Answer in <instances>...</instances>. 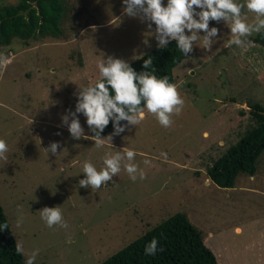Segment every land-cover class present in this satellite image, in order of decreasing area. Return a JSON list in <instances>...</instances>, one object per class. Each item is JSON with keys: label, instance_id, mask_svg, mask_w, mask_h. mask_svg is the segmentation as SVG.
Segmentation results:
<instances>
[{"label": "rangeland", "instance_id": "obj_1", "mask_svg": "<svg viewBox=\"0 0 264 264\" xmlns=\"http://www.w3.org/2000/svg\"><path fill=\"white\" fill-rule=\"evenodd\" d=\"M63 4L56 36L37 35L16 49L14 43L0 46V139L8 146L7 160H0V207L15 244H23L22 263L39 250L34 264H97L174 212H182L202 236L225 229L210 241L215 247L226 244L228 264L257 262L260 251L264 259V224L259 223L264 146L253 173L237 172L230 187L214 185L205 171L254 125L249 105L264 108V48L252 41L254 34L248 47H229V29L210 22V28L219 29L211 51L197 42L171 68L172 84L184 101L171 126L146 113L139 124L98 148L91 139H72L62 117L75 111L78 88L99 78L101 58L128 63L156 46L155 25L149 29L148 22L127 16L122 0ZM244 14L253 20L246 8ZM77 115L84 134L91 136L86 118ZM53 142L60 144L56 155L43 150ZM125 148L136 152L133 162L144 179L138 175L132 181L122 168L99 190L79 187L85 161L99 170L106 153ZM55 206L61 207L67 228H48L40 219L41 209Z\"/></svg>", "mask_w": 264, "mask_h": 264}, {"label": "clouds", "instance_id": "obj_2", "mask_svg": "<svg viewBox=\"0 0 264 264\" xmlns=\"http://www.w3.org/2000/svg\"><path fill=\"white\" fill-rule=\"evenodd\" d=\"M122 3L127 16L148 22L149 29L155 25L152 34L159 48H165L175 41L185 57L192 53L193 45L197 42H202V47L211 51L213 40L219 35L218 28L209 27L213 21L223 22L229 29L232 37L228 41L229 47L235 45L246 48L252 44L249 37L264 32V0H244V3L238 0H167L166 4L164 0H122ZM245 8L254 14L251 22L244 14ZM201 32L203 35L199 34ZM151 65L152 58L149 57L144 60L142 67L148 69ZM97 67L100 78L92 85L78 88L75 111L62 117V124L67 127L72 139H91L99 148L105 140L110 143L113 135L124 132L128 125L139 124L146 113L154 115L158 123L167 128L173 123L172 115L181 112L184 101L177 86L169 83L167 76L157 78L148 71L137 73L125 61L111 56L101 58ZM77 114L86 118V125L93 135L84 134ZM121 121L127 122L126 125H122ZM110 122L113 133L101 138V133ZM59 148L60 144L53 142L43 150L56 155ZM7 152L6 141L0 139V160H7ZM135 157L136 152L127 148L106 153L99 170L91 162L85 161L82 169L84 178L79 180V187L99 190L113 180L122 168L132 181L138 175L144 179L143 171L133 162ZM144 163L147 165L150 161L146 159ZM39 214L48 228L68 227L60 206L44 207ZM21 223L22 217L17 220L16 226L19 227ZM7 227V224L0 225V230ZM157 245L158 240L153 238L145 246V255H155ZM38 251L27 254L25 264H34ZM15 252L25 255L21 242H16Z\"/></svg>", "mask_w": 264, "mask_h": 264}, {"label": "trees", "instance_id": "obj_3", "mask_svg": "<svg viewBox=\"0 0 264 264\" xmlns=\"http://www.w3.org/2000/svg\"><path fill=\"white\" fill-rule=\"evenodd\" d=\"M63 11V0H18L16 4H0V46L7 48L14 43L13 49H16L37 35L56 36L60 32L59 22ZM252 41L264 48V32L254 34ZM149 57L152 58V65L144 69V60ZM183 57L176 42L171 41L165 48L154 46L128 64L137 73L148 71L157 78L167 76L169 83H172L171 68ZM249 108L254 125L227 146L205 169L207 177L218 187L232 186L233 178L239 171L251 175L255 157L264 146V108L257 102H252ZM111 127L110 122L101 135ZM4 224L7 221L0 207V225ZM201 237V232L182 212H174L97 264H217ZM153 238L158 240L157 252L155 255H145V246ZM0 264H23L21 255L15 252V242L8 227L0 230Z\"/></svg>", "mask_w": 264, "mask_h": 264}, {"label": "crops", "instance_id": "obj_4", "mask_svg": "<svg viewBox=\"0 0 264 264\" xmlns=\"http://www.w3.org/2000/svg\"><path fill=\"white\" fill-rule=\"evenodd\" d=\"M259 223H262L264 224V218L262 220H259ZM233 229H231V231L233 230L234 231V234H237L238 233V228L237 226L236 227H232ZM221 229V228H220ZM225 231V229L221 230V231H218V228H215L213 232H210V231H207L206 233H204L206 235V240H205V243H203L208 249H210V251L213 253L214 255V258L217 262V264H228L227 263V260H226V257L229 258L230 257V250L229 248L226 246V244H221L219 247H215L213 245V243L210 241L212 240L214 237H219L221 236ZM201 232V231H200ZM240 232V231H239ZM203 232H201V235H202ZM203 234V236H205ZM233 233H232V236H235ZM261 234V232H260ZM238 235V234H237ZM202 236V239H204V237ZM261 236H263V234H261ZM261 238H264L261 237ZM261 247V246H260ZM264 250V249H263ZM260 251V250H259ZM262 254L263 252L260 251V255L257 257V262L255 261H252L251 264H264V259L262 257Z\"/></svg>", "mask_w": 264, "mask_h": 264}]
</instances>
